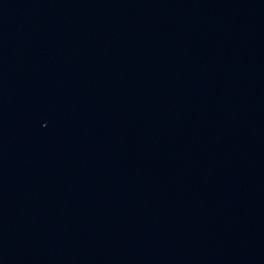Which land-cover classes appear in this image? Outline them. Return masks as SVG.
I'll use <instances>...</instances> for the list:
<instances>
[{
    "label": "water",
    "instance_id": "95a60500",
    "mask_svg": "<svg viewBox=\"0 0 264 264\" xmlns=\"http://www.w3.org/2000/svg\"><path fill=\"white\" fill-rule=\"evenodd\" d=\"M0 264H264V200L147 186L0 135Z\"/></svg>",
    "mask_w": 264,
    "mask_h": 264
}]
</instances>
